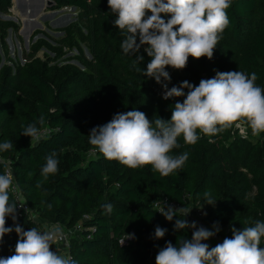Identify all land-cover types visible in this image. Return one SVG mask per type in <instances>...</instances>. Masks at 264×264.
I'll return each mask as SVG.
<instances>
[{
  "label": "trees",
  "instance_id": "obj_1",
  "mask_svg": "<svg viewBox=\"0 0 264 264\" xmlns=\"http://www.w3.org/2000/svg\"><path fill=\"white\" fill-rule=\"evenodd\" d=\"M52 1L50 9L74 7L81 28H62L65 35L60 47L46 39L37 40L22 63L11 58L6 42L8 30L17 32L19 28L16 22L3 18L10 13L12 0H0V143L13 144V149L0 152V157L12 168L38 218H30L19 207L17 222L25 230H41L42 220L72 230L69 252L77 264H155L166 241L175 245L178 235L188 239L192 235V229L174 232L175 220L183 219V214L166 220L154 208L158 200L186 206L189 195L195 205L206 209L204 225H197L212 229L214 222H219L222 241L231 238L233 226L242 230L264 221V133L252 140L247 125L242 126L245 135L241 127H232L214 137L200 134L195 145L184 144L181 137V148L174 149L173 155L186 151L189 158L167 177L151 167L129 169L94 149L89 143L90 130L110 121L115 113L136 109L150 120L159 116L167 120L171 105L183 98L163 99L161 85L136 71L135 57L121 49L125 36L113 26L115 16L107 0ZM228 16L229 27L213 58H189L182 71L168 68L169 88L185 80L198 85L216 71L238 70L249 75L255 72L257 85L264 87V0H233ZM76 39L85 42L91 59L82 54ZM44 47L55 56H36ZM64 47L78 48L82 67L56 62ZM140 55L145 58L139 65L143 70L150 58L143 47ZM41 114L45 123L38 127L49 132L30 144V137L21 135V126L34 123ZM52 152L57 153L59 170L37 188V182L43 180L46 157ZM4 171L5 164L0 163V174ZM205 191L217 200L214 205L205 204ZM108 203L113 206L110 214L103 207ZM185 219L195 221L190 215ZM7 226H13L11 217ZM156 226L168 230L163 239L154 238ZM125 233L134 234V238L122 244L119 240ZM17 239L14 231L6 234L0 256L11 255Z\"/></svg>",
  "mask_w": 264,
  "mask_h": 264
},
{
  "label": "clouds",
  "instance_id": "obj_2",
  "mask_svg": "<svg viewBox=\"0 0 264 264\" xmlns=\"http://www.w3.org/2000/svg\"><path fill=\"white\" fill-rule=\"evenodd\" d=\"M233 0H107L108 8L114 14L113 26L125 36L121 43L124 54L132 55L136 71H143L147 78L161 85L162 98L176 99L171 105L170 119L159 116L154 121L139 110L118 112L110 121L93 127L88 136L89 143L109 161H116L129 169L151 167L161 177H167L181 169L189 158L188 152L173 155L174 149L184 144L195 145L201 135L214 137L232 127L247 125L254 136L264 133V87L257 85L255 72L216 71L212 78L201 79L199 84L182 81L169 88L171 75L168 68L182 71L189 58L211 60L223 33L229 27L228 9ZM73 8V7H72ZM143 47L149 57L146 68L139 67L144 61L140 55ZM187 89V92H185ZM41 114L34 123L22 125L21 135L30 137V144L42 139L38 125H44ZM13 149L11 141L0 143V152ZM0 163H5L0 160ZM57 153L46 157L37 182L40 188L49 175L59 170ZM32 175V173H29ZM20 186L14 184V176L5 163V171L0 174V243L6 234H17L11 255L0 256V264H77L69 254L53 250L54 242L64 237L62 227L57 223L41 231L37 227L25 230L18 222V204L12 194L18 193ZM206 203L214 205L210 191L203 193ZM110 214L113 206L103 205ZM192 210V209H191ZM191 210L185 206L174 208L167 204L159 213L172 221L178 213L183 219L175 220L173 230L180 232L192 229L191 238L177 236L176 244L166 241L155 256V264H264V221H256L254 226L231 228V238L225 237L221 243L210 247L205 243L220 230L219 222H214L212 230L198 226L185 219ZM11 217L13 226H7ZM166 228L156 226L155 239H163ZM134 238L125 233L121 243Z\"/></svg>",
  "mask_w": 264,
  "mask_h": 264
},
{
  "label": "rangeland",
  "instance_id": "obj_3",
  "mask_svg": "<svg viewBox=\"0 0 264 264\" xmlns=\"http://www.w3.org/2000/svg\"><path fill=\"white\" fill-rule=\"evenodd\" d=\"M42 14L46 16L38 18L41 23V27H36L29 35L28 39H26L25 34L20 32V30L25 24L23 21V17L21 16L20 10L17 9L15 1L12 0V7L10 9V13L5 16L3 15V18L6 19H9L7 17L10 16H16L18 18V20L9 19L16 22L19 27L17 32H14L12 29L8 30L6 42L9 47L11 58L18 59L22 62L24 60L25 54H27L31 50L32 44L41 38L48 40L53 46L60 47V40L65 35L64 31H62L61 29L64 27L75 26L78 22V12L73 8L50 9V7H45L42 10ZM80 25L77 26L80 27ZM76 42L77 47L82 50V54L87 59H91V54L89 53L85 42L81 39H76ZM78 48L74 47L70 49L68 47H64L61 51L63 55L56 62L72 63L82 67V65L77 59V57L79 56ZM36 56L42 59H47L53 58L55 56V53L54 51L44 47L37 52ZM240 132L241 134L245 135L247 133L246 128L243 127ZM255 138H257V136L253 135L251 137L252 140ZM196 207L197 206H195L194 208ZM191 213L195 214L193 210H191ZM50 225V222L47 220L40 221V226L42 230H46V228ZM221 242L222 239L216 240L214 238H210L208 241H206V243L212 245H216L217 243ZM56 249H58L60 253H63L64 251V247L61 245L58 246Z\"/></svg>",
  "mask_w": 264,
  "mask_h": 264
},
{
  "label": "built area",
  "instance_id": "obj_4",
  "mask_svg": "<svg viewBox=\"0 0 264 264\" xmlns=\"http://www.w3.org/2000/svg\"><path fill=\"white\" fill-rule=\"evenodd\" d=\"M65 8H72V7H65ZM26 61V59H24L22 62L24 63ZM243 127H241V129H242ZM240 129V130H241ZM45 132H49V130H42L41 131V133H45ZM0 160H2V161H4L5 162V160L3 159V158H1L0 157ZM6 163V162H5ZM4 163V164H5ZM7 164V163H6ZM7 167H8V170H10L11 172H12V174H13V176H14V173H13V170H12V168L10 167V165L9 164H7ZM14 184H17V182H16V180H15V178H14ZM12 196L14 197V200L18 203V204H23L24 206L23 207H21L25 212H26V214L30 217V218H32V219H35V220H38V218L35 216V214L33 213V211H32V209L29 207V205H28V203H27V200H26V198H25V196L23 195V193L21 192V190L18 192V193H14V194H12ZM187 198H188V204L185 206V205H182L181 203H178V202H176V201H174V200H168V199H162V200H158V201H156L155 203H154V208L155 209H157L158 211H160V208L164 205V203H165V201L167 202V204H169V205H172L174 208H181V207H186L187 209H189V210H193L194 211V213L195 214H193V213H191L190 212V216L191 217H193V219L198 223V224H200V225H204V223H203V216L206 214V209H205V206L204 205H202L203 206V208H202V206H197V205H195L192 201H191V198H190V196L189 195H187ZM195 206H197L196 208H194ZM40 224V223H39ZM50 224L51 225H53V224H57V223H51L50 222ZM63 229V231H64V237L62 238V239H59V240H57L56 242H54V245L52 246V248H53V250H58V249H56L58 246H63L64 247V251H63V253H61V254H69V255H71L70 254V252H69V240H70V238H71V235H72V230H67V229H64V228H62ZM209 230H212L211 228L209 229ZM41 231H44V230H42V228H41ZM212 238H214V239H221V234H220V232H218L214 237H212ZM122 239L123 238H121L120 240H119V242L121 243V241H122ZM129 239H127V240H125L124 241V243H126L127 241H128ZM59 251V250H58ZM60 252V251H59Z\"/></svg>",
  "mask_w": 264,
  "mask_h": 264
},
{
  "label": "water",
  "instance_id": "obj_5",
  "mask_svg": "<svg viewBox=\"0 0 264 264\" xmlns=\"http://www.w3.org/2000/svg\"><path fill=\"white\" fill-rule=\"evenodd\" d=\"M16 3V7L20 10L25 23L20 32L24 33L26 39H28L29 35L36 27H41L38 18L46 16L42 14V10L45 7H51L54 2L52 0H16ZM73 9L75 8L73 7ZM7 18L18 20L16 16H10Z\"/></svg>",
  "mask_w": 264,
  "mask_h": 264
},
{
  "label": "bare ground",
  "instance_id": "obj_6",
  "mask_svg": "<svg viewBox=\"0 0 264 264\" xmlns=\"http://www.w3.org/2000/svg\"><path fill=\"white\" fill-rule=\"evenodd\" d=\"M17 3H16V0H15V5H16Z\"/></svg>",
  "mask_w": 264,
  "mask_h": 264
}]
</instances>
